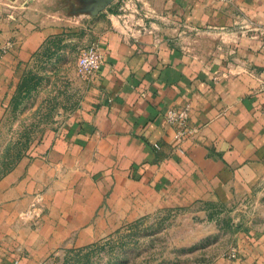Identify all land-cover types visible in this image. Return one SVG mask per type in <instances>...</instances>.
Listing matches in <instances>:
<instances>
[{
  "label": "crops",
  "instance_id": "1",
  "mask_svg": "<svg viewBox=\"0 0 264 264\" xmlns=\"http://www.w3.org/2000/svg\"><path fill=\"white\" fill-rule=\"evenodd\" d=\"M64 35L105 61L68 126L0 175V264L174 206L264 201V0H0V134ZM187 104L197 131L177 147L166 115ZM250 231L212 264H264V228Z\"/></svg>",
  "mask_w": 264,
  "mask_h": 264
},
{
  "label": "rangeland",
  "instance_id": "2",
  "mask_svg": "<svg viewBox=\"0 0 264 264\" xmlns=\"http://www.w3.org/2000/svg\"><path fill=\"white\" fill-rule=\"evenodd\" d=\"M65 38H59L55 50L33 60L19 95L20 106L10 108L4 118L0 175L47 130H64L77 108L85 80L90 79L78 71L80 45L64 42ZM255 197L174 206L127 220L91 244L63 245L40 264H212L231 259L242 233L264 228V201Z\"/></svg>",
  "mask_w": 264,
  "mask_h": 264
},
{
  "label": "built area",
  "instance_id": "3",
  "mask_svg": "<svg viewBox=\"0 0 264 264\" xmlns=\"http://www.w3.org/2000/svg\"><path fill=\"white\" fill-rule=\"evenodd\" d=\"M104 61L105 52L97 44L85 46L78 58V71L83 77L93 79L100 73ZM190 109V105L187 104L171 107L167 112L166 117L174 128L173 140L177 147L197 131V128L190 124ZM154 146L160 148L161 144L156 142ZM231 256L236 257V251Z\"/></svg>",
  "mask_w": 264,
  "mask_h": 264
}]
</instances>
